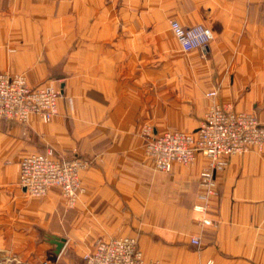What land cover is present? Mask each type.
<instances>
[{"label": "crops", "instance_id": "crops-1", "mask_svg": "<svg viewBox=\"0 0 264 264\" xmlns=\"http://www.w3.org/2000/svg\"><path fill=\"white\" fill-rule=\"evenodd\" d=\"M173 19L215 38L186 52ZM0 72L62 89L51 122L0 121V264H86L98 238L121 236L161 264H264V151L225 156L204 226L210 158L159 170L142 135L196 132L215 102L264 124V0H0ZM50 147L93 162L74 208L19 185L20 162Z\"/></svg>", "mask_w": 264, "mask_h": 264}, {"label": "built area", "instance_id": "built-area-1", "mask_svg": "<svg viewBox=\"0 0 264 264\" xmlns=\"http://www.w3.org/2000/svg\"><path fill=\"white\" fill-rule=\"evenodd\" d=\"M170 28L186 52L205 50L215 38L214 31L204 24L184 26L173 19ZM61 94L62 89L52 83L33 86L25 73L0 72V121L28 123L31 116L37 114L44 122H51L59 112ZM207 96L215 99L217 91H210ZM143 135L146 153L159 170L170 172L175 163L191 164L198 154L210 158L208 167L201 173L200 184L204 191L195 205L202 216L199 223L204 226L214 224L208 216L209 201L218 194L216 172L227 165L225 156L243 154L252 148L264 151V124L258 114L236 111L230 104L216 102L210 106L196 132L168 130L156 134L151 125H146ZM92 164L79 155L77 148L70 156H64L50 147L20 162L19 185L36 197H44L58 188L67 207L74 208L85 191L81 172ZM192 243L200 245V238H192ZM84 260L86 264H161L155 259L146 260L138 239L133 236L98 238Z\"/></svg>", "mask_w": 264, "mask_h": 264}, {"label": "water", "instance_id": "water-1", "mask_svg": "<svg viewBox=\"0 0 264 264\" xmlns=\"http://www.w3.org/2000/svg\"><path fill=\"white\" fill-rule=\"evenodd\" d=\"M64 243H65V239L62 240H56V244L58 246V252H60L62 250V248L64 247Z\"/></svg>", "mask_w": 264, "mask_h": 264}, {"label": "rangeland", "instance_id": "rangeland-1", "mask_svg": "<svg viewBox=\"0 0 264 264\" xmlns=\"http://www.w3.org/2000/svg\"><path fill=\"white\" fill-rule=\"evenodd\" d=\"M224 104H226V103H224ZM146 125H151V123H149V122H146L145 124H144V127L146 126ZM152 126V125H151ZM143 127V128H144ZM142 135H143V129H142ZM143 137H144V135H143ZM145 138V137H144ZM69 208V207H68ZM86 263V262H85ZM37 264H39V263H37Z\"/></svg>", "mask_w": 264, "mask_h": 264}]
</instances>
